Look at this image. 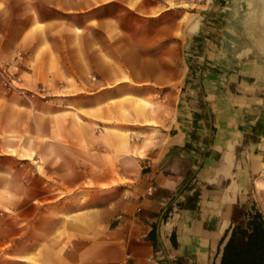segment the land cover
<instances>
[{
	"label": "crops",
	"instance_id": "crops-1",
	"mask_svg": "<svg viewBox=\"0 0 264 264\" xmlns=\"http://www.w3.org/2000/svg\"><path fill=\"white\" fill-rule=\"evenodd\" d=\"M114 3L161 11L0 0V264H221L264 216V67L238 80L212 38L128 36L99 15Z\"/></svg>",
	"mask_w": 264,
	"mask_h": 264
},
{
	"label": "rangeland",
	"instance_id": "rangeland-1",
	"mask_svg": "<svg viewBox=\"0 0 264 264\" xmlns=\"http://www.w3.org/2000/svg\"><path fill=\"white\" fill-rule=\"evenodd\" d=\"M160 5V14L156 17H148L145 15L135 14L134 12H126L120 8V4H110L101 9L99 15L101 17H116L120 23L119 32H123L128 36L136 35L139 32L140 36L158 35L160 37H170L177 39L179 42H187L194 37L205 36L212 38V43L209 45L211 54L214 57L220 58V69L229 74H235L240 80L239 72L242 70V63L251 60L250 72H254L255 68L263 69V61H255L254 56L249 57L239 55L238 51L231 49V44L224 43L223 37L225 34L224 24L226 15L229 20V29L232 33L236 26L231 19L232 5L236 0H156ZM165 3L171 7L170 10L164 11ZM150 18L156 19L155 28L148 23H143ZM242 24V23H241ZM244 25V24H242ZM139 26V29L137 27ZM105 29H96L90 36L100 38L105 33ZM174 42V41H171ZM169 47V46H168ZM177 48L176 50L168 49L169 71L175 66H181L184 61L185 45L176 44L170 46ZM201 49H199L200 51ZM220 51V52H219ZM217 53V54H216ZM224 56L226 57L224 59ZM213 57V58H214ZM256 62V63H255ZM254 63V64H253ZM164 67L165 62H161ZM257 64V65H255ZM226 79H229L227 76ZM254 77H250L253 80ZM227 83V82H226Z\"/></svg>",
	"mask_w": 264,
	"mask_h": 264
},
{
	"label": "bare ground",
	"instance_id": "bare-ground-1",
	"mask_svg": "<svg viewBox=\"0 0 264 264\" xmlns=\"http://www.w3.org/2000/svg\"><path fill=\"white\" fill-rule=\"evenodd\" d=\"M231 11V19L237 29L230 32V19L226 15L224 43L231 44L230 48L238 51L239 55H253L255 61L264 62V0H236ZM248 61L242 63L241 71L244 74L252 69Z\"/></svg>",
	"mask_w": 264,
	"mask_h": 264
},
{
	"label": "trees",
	"instance_id": "trees-1",
	"mask_svg": "<svg viewBox=\"0 0 264 264\" xmlns=\"http://www.w3.org/2000/svg\"><path fill=\"white\" fill-rule=\"evenodd\" d=\"M221 264H264V216H251L247 228L235 227L229 236Z\"/></svg>",
	"mask_w": 264,
	"mask_h": 264
},
{
	"label": "built area",
	"instance_id": "built-area-1",
	"mask_svg": "<svg viewBox=\"0 0 264 264\" xmlns=\"http://www.w3.org/2000/svg\"><path fill=\"white\" fill-rule=\"evenodd\" d=\"M3 73H4L3 83L8 89L17 91L22 96L33 97L36 95L35 93L29 92L25 90L24 88L20 87L18 73L16 71H9L5 69V72ZM152 191H153V188L150 187L148 189V193L151 194Z\"/></svg>",
	"mask_w": 264,
	"mask_h": 264
}]
</instances>
